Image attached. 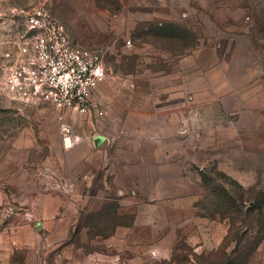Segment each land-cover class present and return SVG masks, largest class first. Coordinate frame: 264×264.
I'll use <instances>...</instances> for the list:
<instances>
[{
  "label": "rangeland",
  "instance_id": "374dc122",
  "mask_svg": "<svg viewBox=\"0 0 264 264\" xmlns=\"http://www.w3.org/2000/svg\"><path fill=\"white\" fill-rule=\"evenodd\" d=\"M41 6L77 46L102 55L107 80L93 99L104 116L5 95L6 68L31 52L21 11ZM231 40L241 56L229 60ZM263 65L264 0H0V264H264V114L229 113L236 103L212 91L221 80L250 90ZM135 94L158 113L143 134L171 133L174 112L188 150L187 180L175 167L144 170L151 206L121 202L117 163L106 160L133 147L119 139L118 102L133 109ZM138 125L131 117L129 129ZM188 193L193 218L183 216L187 203L169 210Z\"/></svg>",
  "mask_w": 264,
  "mask_h": 264
},
{
  "label": "built area",
  "instance_id": "2783aa9c",
  "mask_svg": "<svg viewBox=\"0 0 264 264\" xmlns=\"http://www.w3.org/2000/svg\"><path fill=\"white\" fill-rule=\"evenodd\" d=\"M21 13L31 34V52L6 68L5 95L24 107L51 105L73 114L102 117L104 112L93 99L107 80L102 55L77 46L50 8ZM61 130L64 140L70 141L71 125L63 121Z\"/></svg>",
  "mask_w": 264,
  "mask_h": 264
},
{
  "label": "crops",
  "instance_id": "0c3cea01",
  "mask_svg": "<svg viewBox=\"0 0 264 264\" xmlns=\"http://www.w3.org/2000/svg\"><path fill=\"white\" fill-rule=\"evenodd\" d=\"M231 42V50L228 55L229 60H232V57L234 55L236 56V58H239L241 56L238 53L239 50L235 49V47L239 45V42L237 43V41L234 40H231ZM250 42V40L243 41V43H248L251 45ZM213 43L215 60L217 61V63H220V55L222 50L221 43L219 42V40H215L213 41ZM252 52L253 54L255 53V48L252 49ZM224 71L226 72V68L224 69ZM219 74H222V69H219ZM183 75H187V73L183 71L182 77ZM206 75L207 72L205 74L202 72L199 73L202 81L205 80ZM261 76L262 82L255 85L253 84L252 88L250 90H247L246 92H242V95L239 93V91H234L232 83H223L222 80L218 81L217 83L215 82L213 83L212 89V91L215 93L214 99L222 103L225 100L234 101L236 103V107L233 109H227V112L229 113L243 111V113H245L246 115L252 116L256 114V110L261 109L262 114H264V68L263 70H261ZM187 84H189L188 77H186L185 80L183 79L182 87L186 88ZM223 89L225 91L224 93L227 94L223 95L221 93ZM188 94L189 93H187L186 96ZM134 97L133 109H130L129 106L122 101L118 102V109L121 111V136L119 137V139L128 140L133 144V147L124 148L119 145L116 148L115 154H113L114 157H110L106 160L109 162L113 161L117 163L116 172L121 179V197L123 200L121 202L132 204H139L144 202L151 206L156 202V199L151 195H148L144 190L146 188V183L150 181V176L146 174L144 170L154 169L155 171L160 172L167 168L175 167L181 174L182 178L184 177V180H187V178H185L184 176L186 168L183 163V153L185 149H183L182 145L183 137L179 136L177 114H174V112H169L171 121L174 123V130L171 133H167L162 136H160V134H157V137L154 135L152 136L151 134H143V127L146 120L148 118L156 117L158 113L155 105H152V103H150L148 106H142L143 104L141 103L137 104L140 97H136V94ZM258 100L260 101L259 103L256 102ZM224 105H226V103ZM131 117H134V119L137 120L139 124L138 127L133 130L129 129L128 127V122ZM98 139L99 141H102L101 138ZM159 140H162L164 142L160 147L155 145V142ZM170 141L172 142L171 144H169ZM175 151H181L180 156L173 157L172 153H174ZM187 151L188 150H185L186 154ZM121 156H123V158ZM109 184H107L106 186L108 187ZM195 197V193L174 196L171 198L173 201L171 202V206H169V210L171 211L174 209V207H180L181 204L187 203L189 204V209L183 211V216L184 218H193L196 214V210L193 208ZM193 227L194 224L185 225V229H187L188 233L193 229Z\"/></svg>",
  "mask_w": 264,
  "mask_h": 264
}]
</instances>
